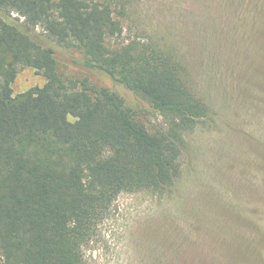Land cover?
Instances as JSON below:
<instances>
[{"label":"trees","instance_id":"16d2710c","mask_svg":"<svg viewBox=\"0 0 264 264\" xmlns=\"http://www.w3.org/2000/svg\"><path fill=\"white\" fill-rule=\"evenodd\" d=\"M128 0H0V264H86L84 250L122 192L168 191L184 134L209 119L178 55L121 41ZM109 75L163 118L149 129L114 89L58 69ZM42 86L13 94L20 69Z\"/></svg>","mask_w":264,"mask_h":264},{"label":"rangeland","instance_id":"374dc122","mask_svg":"<svg viewBox=\"0 0 264 264\" xmlns=\"http://www.w3.org/2000/svg\"><path fill=\"white\" fill-rule=\"evenodd\" d=\"M121 41L141 38L178 55L209 119L184 134L181 173L163 193L122 192L84 250L86 264H264V0H128ZM59 72L119 92L151 130L140 96L71 61ZM19 70L13 94L42 86Z\"/></svg>","mask_w":264,"mask_h":264}]
</instances>
